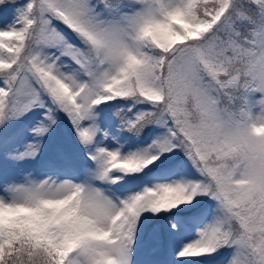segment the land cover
I'll return each mask as SVG.
<instances>
[{
    "label": "snow or ice",
    "instance_id": "snow-or-ice-1",
    "mask_svg": "<svg viewBox=\"0 0 264 264\" xmlns=\"http://www.w3.org/2000/svg\"><path fill=\"white\" fill-rule=\"evenodd\" d=\"M0 264H264V0H0Z\"/></svg>",
    "mask_w": 264,
    "mask_h": 264
}]
</instances>
